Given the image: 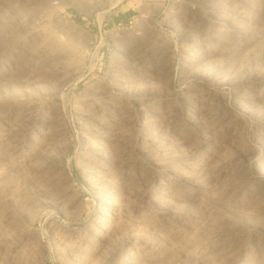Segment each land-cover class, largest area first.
<instances>
[{
    "label": "rangeland",
    "instance_id": "374dc122",
    "mask_svg": "<svg viewBox=\"0 0 264 264\" xmlns=\"http://www.w3.org/2000/svg\"><path fill=\"white\" fill-rule=\"evenodd\" d=\"M263 158L264 0H0V264H264Z\"/></svg>",
    "mask_w": 264,
    "mask_h": 264
},
{
    "label": "bare ground",
    "instance_id": "6f19581e",
    "mask_svg": "<svg viewBox=\"0 0 264 264\" xmlns=\"http://www.w3.org/2000/svg\"><path fill=\"white\" fill-rule=\"evenodd\" d=\"M249 8L252 9L254 8V6L252 5H249ZM253 10V9H252ZM178 135L180 136V131H177ZM146 140L147 142L151 145V146H154V147H157V148H160L162 149L163 145H162V137L160 136V134H158L156 131H153V130H148L146 131ZM179 157V156H178ZM157 162L156 163H161L159 160H156ZM262 164H264V158H263V161H262ZM203 169V168H202ZM201 171V170H199ZM199 171H198V174H199ZM203 173H200L199 174V177L195 178L192 180V185L194 187H196V190H197V193H200L201 191H205L206 188H204V183H205V178L203 175H204V170L201 171ZM55 175H51L49 178L52 179ZM198 176V175H197ZM225 178L222 179V181L224 182ZM226 181V180H225ZM174 182V181H173ZM172 182V186L161 191V196L163 197H168L169 199L172 198L173 200H176L177 199V196L179 195V191H182V190H178L176 187H173V183ZM109 188H112L111 186H109ZM183 192V191H182ZM181 193V192H180ZM104 199V197H103ZM106 200V198L104 199V201ZM103 218L105 219L106 217L103 216ZM108 219V218H107ZM99 231V230H98ZM101 231V230H100ZM94 232V231H93ZM206 245H207V248H208V251H213L214 249L217 251V254L222 256L224 255L225 253V249L222 244L220 243H215V242H209V241H206Z\"/></svg>",
    "mask_w": 264,
    "mask_h": 264
}]
</instances>
